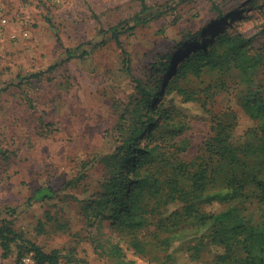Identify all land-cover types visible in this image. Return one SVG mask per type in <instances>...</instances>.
Returning <instances> with one entry per match:
<instances>
[{
  "label": "rangeland",
  "instance_id": "1",
  "mask_svg": "<svg viewBox=\"0 0 264 264\" xmlns=\"http://www.w3.org/2000/svg\"><path fill=\"white\" fill-rule=\"evenodd\" d=\"M215 1L222 18L211 0H145L153 11H166L136 24L141 0H0V16L8 19L0 35V88L7 87L0 92V220H13L44 251L67 252L74 264H170L158 241L167 232L156 235L154 225L141 230L146 251L139 254L88 203L107 171L117 126L134 106L136 82L150 86L167 54L190 52L223 31L250 37V51H264V0ZM122 22L129 27L119 37L127 67L107 31ZM257 79L264 84V67ZM197 82L219 83L209 105L235 114V138L253 123L241 108L249 86L239 71L209 70ZM210 134L211 122L192 119L181 156L191 161ZM43 184L59 189L57 196L26 203ZM16 259V246L8 257L0 248V264ZM183 262L185 254L174 264Z\"/></svg>",
  "mask_w": 264,
  "mask_h": 264
},
{
  "label": "trees",
  "instance_id": "2",
  "mask_svg": "<svg viewBox=\"0 0 264 264\" xmlns=\"http://www.w3.org/2000/svg\"><path fill=\"white\" fill-rule=\"evenodd\" d=\"M211 8L218 18L224 17L215 0ZM165 11H153L141 0L136 24ZM124 24L107 30L121 48L119 37L129 28ZM249 41L238 32L214 33L190 52L181 49L174 56L167 54L164 72L150 86L136 82L134 106L117 126L114 150L105 159L107 171L96 197L88 203L135 252L145 254L146 243L139 232L154 225L156 235L157 231L168 233L158 241L168 249L165 262L170 264L183 254L185 264H264V84L257 79L259 68L264 67V51H250ZM122 52L127 67L128 54L123 48ZM213 69L221 74L235 69L249 86L241 108L253 123L237 138L235 114L216 113L209 105L219 83L197 82ZM162 74L164 78L158 77ZM192 119L211 122V134L187 161L181 154L190 143L183 133ZM58 193L50 185H39L26 203L49 200ZM13 246L18 264L27 254L35 264H74L67 252L44 251L17 232L13 220L3 218L1 256L8 257Z\"/></svg>",
  "mask_w": 264,
  "mask_h": 264
},
{
  "label": "built area",
  "instance_id": "3",
  "mask_svg": "<svg viewBox=\"0 0 264 264\" xmlns=\"http://www.w3.org/2000/svg\"><path fill=\"white\" fill-rule=\"evenodd\" d=\"M7 17L0 16V35H2L3 27L7 24ZM20 264H35L34 259L31 255L27 254L23 256L20 260Z\"/></svg>",
  "mask_w": 264,
  "mask_h": 264
}]
</instances>
